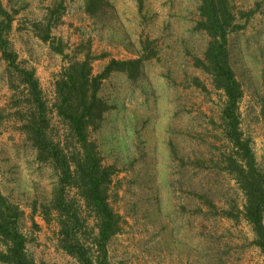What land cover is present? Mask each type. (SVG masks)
<instances>
[{"label": "rangeland", "instance_id": "1", "mask_svg": "<svg viewBox=\"0 0 264 264\" xmlns=\"http://www.w3.org/2000/svg\"><path fill=\"white\" fill-rule=\"evenodd\" d=\"M1 2L14 18L8 39L17 62L34 70L52 107L54 83L69 60L54 54L33 25L60 1ZM61 3L62 19L53 21L51 37L66 45L72 59H82L90 48L94 74L112 59L148 57L137 79L113 73L102 82L100 97L110 110L90 133L102 164L113 173L109 202L119 216V232L106 246L109 264H264V249L254 244L251 226L238 214L244 195L224 170L231 151L221 121L225 97L195 65L209 41L195 30L199 1ZM230 5L243 27L228 37L243 92L239 129L264 174V0H230ZM25 98L0 55V193L23 213L20 230L35 264H78L59 247L56 223L45 222L40 212L55 177L50 166L36 161L21 131ZM49 118L54 134L63 136L52 109Z\"/></svg>", "mask_w": 264, "mask_h": 264}, {"label": "trees", "instance_id": "2", "mask_svg": "<svg viewBox=\"0 0 264 264\" xmlns=\"http://www.w3.org/2000/svg\"><path fill=\"white\" fill-rule=\"evenodd\" d=\"M48 11V17L33 25L36 36L50 44L51 51L69 60L54 83L52 107L44 99L33 69L20 67L8 36L14 18L0 0V55L10 73L24 87V115L21 131L36 154V161L50 166L55 181L50 200L42 204L44 221H54L58 228V245L78 264H109L106 246L119 232V216L109 202L112 168L102 164L97 145L90 133L97 131L110 110L100 97L102 82L113 73H122L130 80L140 76L144 60H110L98 74L92 64L96 60L90 48L82 59H72L65 53L66 45L51 37V28L62 19V0ZM200 20L195 30L209 38L203 60L195 65L211 78L215 90L225 97L221 121L225 140L231 145L224 170L235 178L244 195L242 215L251 226L254 244L264 249V174L257 167L250 141L239 129V102L243 92L232 69L228 37L242 30L230 5V0H198ZM51 109L64 128L62 136L54 134L49 118ZM75 191L71 196L70 192ZM209 207L216 209L211 201ZM23 213L0 193V263L35 264L26 252V239L20 230ZM230 216V215H228ZM233 216V213H231ZM238 216L234 215V218ZM89 220L93 221L90 226Z\"/></svg>", "mask_w": 264, "mask_h": 264}]
</instances>
